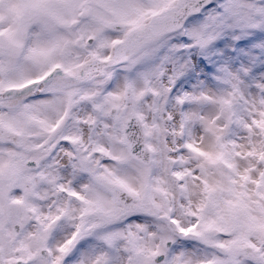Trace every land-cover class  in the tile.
Instances as JSON below:
<instances>
[{"label": "snow or ice", "instance_id": "snow-or-ice-1", "mask_svg": "<svg viewBox=\"0 0 264 264\" xmlns=\"http://www.w3.org/2000/svg\"><path fill=\"white\" fill-rule=\"evenodd\" d=\"M0 264H264V0H0Z\"/></svg>", "mask_w": 264, "mask_h": 264}]
</instances>
